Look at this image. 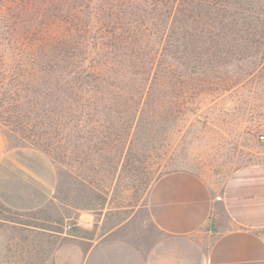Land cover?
Wrapping results in <instances>:
<instances>
[{"label": "rangeland", "instance_id": "rangeland-1", "mask_svg": "<svg viewBox=\"0 0 264 264\" xmlns=\"http://www.w3.org/2000/svg\"><path fill=\"white\" fill-rule=\"evenodd\" d=\"M136 5L135 0H0V46L56 48L55 41L64 39L61 51L42 59L88 63L87 56L64 52L74 47L76 33L89 36L98 13L95 30L105 36L99 42L114 53L115 72L105 75L124 86L132 77L126 54L135 51ZM242 5L261 12L235 9L225 24L172 34L160 51L168 76L155 72L129 140L114 145L127 153L124 160L119 152H108L111 143L94 139L107 134L104 125L71 127L68 155L53 161L39 147L18 145L0 124V164L10 151L28 149L43 155L56 172L54 194L43 207L16 211L0 201V264H52L55 249L68 240L134 232L143 241L157 237L147 195L158 181L171 188L169 196L181 207H193L196 222L202 221L196 234L213 237L231 227L221 200L227 177L243 166L264 165V0ZM176 72L186 73L182 84ZM102 111L94 117L103 118Z\"/></svg>", "mask_w": 264, "mask_h": 264}, {"label": "trees", "instance_id": "trees-1", "mask_svg": "<svg viewBox=\"0 0 264 264\" xmlns=\"http://www.w3.org/2000/svg\"><path fill=\"white\" fill-rule=\"evenodd\" d=\"M244 1L135 0V51L126 54L131 58L129 70L132 77L124 86L105 75L115 72L110 68L114 64L110 56L114 53L99 42L105 36L95 30L100 22L98 13L94 16L96 20L92 21L89 36L81 38L76 33L75 38H71L74 47L64 52L87 56L90 58L88 63L83 59L51 64L42 59L46 53L61 51L59 44L64 39L55 41L56 48L48 44L43 48L32 44L11 48L0 46V124L9 130L18 145L39 147L53 161L68 155V130L71 127L104 125L107 134L93 137L99 144L111 143L108 152L116 155L119 150L114 145H125L130 138L135 111L147 106L144 98L149 95L155 72L159 70L163 77L169 74L162 67L164 56L160 51L172 34L225 24L235 9L240 10V14L261 12L243 6ZM81 40L89 42V45ZM176 44L180 47L182 42L176 40ZM54 73L59 75L52 77ZM185 74L173 73L179 84H182L181 78ZM177 89L182 91L183 87L178 86ZM100 109L105 111H102L103 118H95ZM125 130L128 134L124 138ZM62 141L63 147L60 145ZM119 154L122 160L127 157L123 149ZM143 171L148 175L153 173L149 169ZM151 180L149 178L144 186Z\"/></svg>", "mask_w": 264, "mask_h": 264}, {"label": "crops", "instance_id": "crops-1", "mask_svg": "<svg viewBox=\"0 0 264 264\" xmlns=\"http://www.w3.org/2000/svg\"><path fill=\"white\" fill-rule=\"evenodd\" d=\"M55 187L53 166L37 152L16 149L0 164V201L12 210L43 207ZM170 190L158 181L147 195L157 237L143 241L134 232L68 240L55 249L52 264H264V165L243 166L227 177L221 200L231 227L213 237L195 233L202 221Z\"/></svg>", "mask_w": 264, "mask_h": 264}, {"label": "built area", "instance_id": "built-area-1", "mask_svg": "<svg viewBox=\"0 0 264 264\" xmlns=\"http://www.w3.org/2000/svg\"><path fill=\"white\" fill-rule=\"evenodd\" d=\"M260 139H263V136H261Z\"/></svg>", "mask_w": 264, "mask_h": 264}]
</instances>
